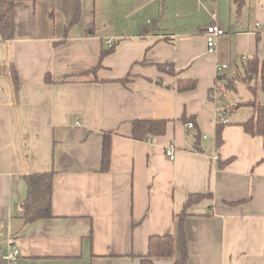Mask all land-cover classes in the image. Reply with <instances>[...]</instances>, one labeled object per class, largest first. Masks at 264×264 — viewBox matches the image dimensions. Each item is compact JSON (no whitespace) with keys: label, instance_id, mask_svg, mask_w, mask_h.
Instances as JSON below:
<instances>
[{"label":"crops","instance_id":"obj_1","mask_svg":"<svg viewBox=\"0 0 264 264\" xmlns=\"http://www.w3.org/2000/svg\"><path fill=\"white\" fill-rule=\"evenodd\" d=\"M75 12L76 0H16L13 38H0V264H140L149 237L176 236L188 196L205 193L183 222L186 264H264L263 141L240 125L253 109L234 107L253 97L264 105V84L245 99H208L219 63L234 80L248 58L264 60V0H245L239 14L231 0H81L72 24ZM211 24L224 31L214 53L204 35ZM111 45L96 81L86 72ZM165 62L173 75L156 68ZM177 80L197 85L179 93ZM134 120H164L165 132L135 140ZM45 172L54 173L51 217L24 224V177ZM177 258L176 250L152 261Z\"/></svg>","mask_w":264,"mask_h":264},{"label":"trees","instance_id":"obj_2","mask_svg":"<svg viewBox=\"0 0 264 264\" xmlns=\"http://www.w3.org/2000/svg\"><path fill=\"white\" fill-rule=\"evenodd\" d=\"M233 9L236 14H239L245 0H231ZM16 0H0V38L2 41H9L13 38L14 34V14H15ZM81 9V0H76V12L73 18L72 24L76 23ZM94 29H90L87 34L92 35ZM116 45H111L107 49L101 50L98 64L93 69L86 72V74L92 75L93 79L97 81L96 72L102 66V60L105 56L112 53ZM146 62L142 59L136 62L133 66L143 65ZM158 70L168 75H173L174 66L165 62L155 65ZM244 76L238 77L246 85L247 89L255 96L256 82L260 80L262 85L264 84V60H259L257 57H251L243 64ZM48 80V78H47ZM128 81V77L119 82L124 84ZM234 80H227V88L233 87ZM196 80H177L174 89L177 92H189L196 88ZM208 99L213 101L212 88L209 90ZM239 105H247L253 109V115L250 119L240 124L245 133L251 136H259L262 138L264 147V105H260L255 97L252 99L238 103L234 107ZM184 124L191 123L192 128L197 127L194 118L181 119ZM166 121L164 120H134L132 121V137L138 141H144L148 137L161 136L165 132ZM223 123L216 122L215 126V142L219 147L222 144L221 130ZM195 148L198 147V141L200 134L197 132L194 135ZM110 162V141L109 136L104 135L102 143L101 153V171L107 172ZM226 164V163H225ZM224 165V164H223ZM222 166V165H221ZM220 166V167H221ZM53 172L34 173L24 177L26 186V198L21 203V218L24 224H30L41 219H47L51 217V194H52V180ZM210 193L205 194H192L189 195L184 203L183 210L178 216L177 220V235H153L148 239L147 255L140 261V264H153L154 258H171L174 256L176 250L178 251V258L174 264H186L188 259L187 239L184 230V219L187 216V210L194 204L200 202L205 198H211ZM263 255H264V241H263Z\"/></svg>","mask_w":264,"mask_h":264},{"label":"built area","instance_id":"obj_3","mask_svg":"<svg viewBox=\"0 0 264 264\" xmlns=\"http://www.w3.org/2000/svg\"><path fill=\"white\" fill-rule=\"evenodd\" d=\"M212 18H214V14L212 15ZM256 28L261 29L259 24H256ZM223 34H224V31L221 30L216 24H211L205 29L204 35H205V40H206V45H207V51L209 53L215 52L216 38H218L219 36H222ZM108 44H110V42H108ZM228 68H229L228 65H217L215 68V73L217 76L215 79V84L212 87V97L214 99L222 97L220 95H222L224 92H226L227 82L222 77V73L224 70H226ZM215 121L225 124L226 123V112L225 111H219L215 117ZM186 127L189 129H192V124L187 123ZM174 151H175V148L172 145H169L165 149V155L167 157H169L170 159H173L174 158ZM214 160H216V158H214ZM18 254H19V251L17 249H13V250L9 251L4 256V258L10 262H14L17 259Z\"/></svg>","mask_w":264,"mask_h":264},{"label":"rangeland","instance_id":"obj_4","mask_svg":"<svg viewBox=\"0 0 264 264\" xmlns=\"http://www.w3.org/2000/svg\"><path fill=\"white\" fill-rule=\"evenodd\" d=\"M168 15H169V13H167V16ZM168 20H169V18H168ZM218 65H228L229 68H230V65L229 64L219 63ZM242 68L243 67L239 66V69H238V72H237V74H239L238 75L239 77L244 76V72H243V69ZM226 70H224L223 73H222V77L224 78V80L226 78L225 76H223V75H225V73H233V71H234V70H231V69H229L228 71H226ZM228 77H230V76H228ZM225 81H227V80H225ZM247 94H249V91L246 88V85L243 83V81L241 79H238L236 77L234 79L233 87L232 88H229V89L227 88L226 89V92H224L222 95H220L222 97H219V98H222V100L220 99L219 102H222L225 99H234V100L235 99L236 100L245 99V97L247 96ZM243 95H244V97H243ZM241 97H243V98H241ZM228 108H230V107H228ZM228 108L226 109V112H227V114H229V113L231 114L232 113L231 111H234V110L230 109L231 110L230 111ZM221 110L223 111V109H221Z\"/></svg>","mask_w":264,"mask_h":264}]
</instances>
